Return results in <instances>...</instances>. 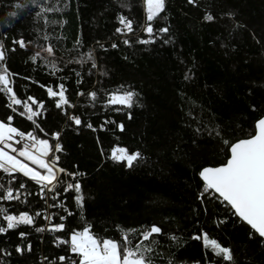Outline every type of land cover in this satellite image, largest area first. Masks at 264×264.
<instances>
[{"label":"trees","instance_id":"16d2710c","mask_svg":"<svg viewBox=\"0 0 264 264\" xmlns=\"http://www.w3.org/2000/svg\"><path fill=\"white\" fill-rule=\"evenodd\" d=\"M196 4L166 0L161 14L165 18H157L153 26H167L169 33H157L155 43L142 45L135 41L147 38L137 26L146 20L143 0H0V43L12 47L11 40L21 33L29 42L31 53L15 46L17 51L8 53L5 63L19 74L14 85L20 98L31 94L45 100L42 126L46 130L64 128V118L47 99L45 89L24 77L49 86L53 81L66 83L79 112L96 127L95 132L82 127L78 133L68 130L62 136L61 164L70 170L78 165L86 173L82 177L85 206L79 209L72 204L75 217L69 221L73 225L91 224L95 234L115 239H120L121 228L136 229L129 238L137 240L144 228L162 224L179 243L168 242V236L158 238L163 244L158 251L170 250L175 264L198 260L207 264L210 250L203 247V236L199 241L189 238L202 230L232 249V264H264V243L248 226L231 213L228 219L223 205L197 200L201 184L197 171L201 166H218L225 160V151L219 138L207 131L195 132L206 125L235 140L249 134L254 121L264 114V0H196ZM35 5L59 11L36 19L39 8ZM12 12L17 16H10ZM205 13L216 19L205 22ZM120 14L134 20L135 31L128 34L131 47L115 33ZM44 35L49 37L47 41ZM77 38L81 45L75 43ZM48 43L55 49L57 64L65 67L66 80L64 73L49 75L43 59L38 65L30 62L31 55ZM112 43L118 47L113 49ZM92 50L100 68L91 70L94 84L88 88L84 81L78 85L74 71L68 70L81 71L84 79L90 74L87 65L68 62L86 58ZM100 71L106 74L101 76ZM120 84L132 86L137 93L131 109L118 112L101 103L87 107V97L73 95L93 88L112 91ZM5 111L0 94V116ZM105 119L123 123V131L114 124L101 130ZM15 124L29 128V122L20 117ZM115 147L139 151L141 159L131 168L113 162L110 155ZM0 181H6L3 173ZM2 206L17 214L24 209L16 202ZM219 219L226 222L217 226ZM18 231L29 233L25 239L32 243L33 252L22 257L13 254L7 264H38L40 256L51 257L59 251L51 243L54 235L34 233L28 227ZM23 242L15 232L0 235V248L9 251ZM216 259L213 257V264ZM4 261L0 256V262Z\"/></svg>","mask_w":264,"mask_h":264},{"label":"snow or ice","instance_id":"6c2138e0","mask_svg":"<svg viewBox=\"0 0 264 264\" xmlns=\"http://www.w3.org/2000/svg\"><path fill=\"white\" fill-rule=\"evenodd\" d=\"M187 4L198 6L196 0H187ZM35 6L39 8L34 14L36 19H44V13L59 11L55 7ZM144 6L146 20L143 24L137 22V26L147 38H138L135 42L147 45L156 42L157 33H169V27L154 29L153 26L154 20L165 18L161 14L165 12L166 0H144ZM10 16L15 17L17 13L12 12ZM202 19L205 22H213L216 17L212 13H205ZM47 23L48 21L45 20V24ZM118 25L115 33L124 37L122 42L125 46L131 47L133 42L128 38V34L135 31L134 20L120 14ZM43 39L47 41L49 37L44 35ZM168 42L167 39L164 40L165 44ZM259 42L257 40V43ZM75 43L81 45V40L77 38ZM96 43L104 48L99 41ZM11 45L13 46L5 48V45L0 43V94L4 97V106L7 109L4 115L0 116V173L6 177V181H0V235L15 232L24 242L16 244L11 251L6 247L0 248V256L5 258L0 264H7V258L13 254L22 257L25 253L33 252L32 243L25 239L29 233L18 231L21 226L34 228L38 234H56L51 243L59 251L51 257L45 256L44 264H175L170 250L158 251L163 248V244L158 243V238L168 236L162 224L153 223L139 232L137 240H133L129 238V233H135L136 229L121 228L120 239H115L95 234L91 224L77 226L69 221V217H75V213L71 210L72 204L79 209L85 206L82 177L86 173L79 171L78 165H73L75 170H70L61 164L60 153L65 151L62 136L68 130L78 133L82 127L95 132L96 127L79 112L78 105L68 94L66 83L53 81L49 86L32 81L31 77H24L45 89L47 99L64 118V128L46 130L42 126V120L46 119L45 100L31 94L23 99L20 98L13 82V78L19 74L11 72L5 63L7 54L17 51L15 46L20 50L27 49L29 53L32 49L23 33L14 37ZM111 47L115 49L118 45L112 43ZM40 59L46 61L44 68L49 75L64 73L63 79H67L65 67H60L56 62L55 49L51 43L41 45L39 50L31 55L30 62L38 65ZM68 63L87 65L90 74L91 70L100 68L94 50L88 51L86 58L69 60ZM68 70L74 71L78 85L83 83L81 71H76L74 68ZM105 74L99 72L101 76ZM73 95L87 97L89 102L87 107L95 108L97 103H101L118 112L131 109L137 99V93L132 86L124 84L118 85L112 91L105 88L101 92L93 88L87 91H75ZM16 117L29 122V128L21 129L15 124ZM128 118H132L131 112H128ZM108 124H114L120 131L124 129L123 123L110 119H105L100 124V129L104 130L105 125ZM202 131L219 138V142L224 147L225 160L218 166H201L197 171L196 174L201 182L198 185L197 200L200 204L211 203L217 207L223 205L228 219L231 218L228 213H231L240 222L250 226L260 242L264 243V114L254 121V127L249 134L235 140L225 138L222 131L208 129L206 125L204 129L198 127L195 130L197 135ZM141 156L139 151L129 152L124 147H115L111 151L110 159L131 168ZM11 202L24 205V209L19 210L17 214L2 206ZM225 222V219H219L217 226ZM201 236H203V247L210 250L207 264H213V257L217 258L216 264H232L234 260L232 249L216 239H210L206 232L201 230L200 234L191 235L189 238L199 241ZM168 242L179 243V240L173 234L168 236ZM195 264L202 262L198 260Z\"/></svg>","mask_w":264,"mask_h":264},{"label":"rangeland","instance_id":"374dc122","mask_svg":"<svg viewBox=\"0 0 264 264\" xmlns=\"http://www.w3.org/2000/svg\"><path fill=\"white\" fill-rule=\"evenodd\" d=\"M143 3H144V0H143ZM145 7V6H144ZM15 81V78H13V82ZM85 85L88 87V88H91L92 85L94 84V77L89 74V75H86L84 76V79H83ZM14 123H16V120H14Z\"/></svg>","mask_w":264,"mask_h":264},{"label":"built area","instance_id":"2783aa9c","mask_svg":"<svg viewBox=\"0 0 264 264\" xmlns=\"http://www.w3.org/2000/svg\"><path fill=\"white\" fill-rule=\"evenodd\" d=\"M15 120L16 121L19 120V117H16ZM60 155H61V153H60ZM21 227H25V226H21ZM32 229H33L34 233H36L35 230H34V228H32ZM41 234H46V233H41ZM49 234L54 235V236L56 235L54 233H49ZM38 264H44V256H40L39 261H38Z\"/></svg>","mask_w":264,"mask_h":264},{"label":"water","instance_id":"95a60500","mask_svg":"<svg viewBox=\"0 0 264 264\" xmlns=\"http://www.w3.org/2000/svg\"><path fill=\"white\" fill-rule=\"evenodd\" d=\"M246 225V224H245ZM246 226H248V225H246ZM249 228H250V226H248ZM253 231V230H252Z\"/></svg>","mask_w":264,"mask_h":264}]
</instances>
